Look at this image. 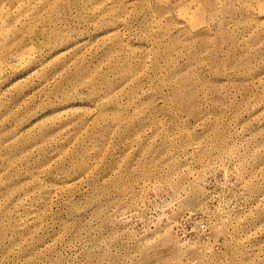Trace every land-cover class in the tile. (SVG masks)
<instances>
[{
    "label": "rangeland",
    "instance_id": "rangeland-1",
    "mask_svg": "<svg viewBox=\"0 0 264 264\" xmlns=\"http://www.w3.org/2000/svg\"><path fill=\"white\" fill-rule=\"evenodd\" d=\"M0 264H264V0H0Z\"/></svg>",
    "mask_w": 264,
    "mask_h": 264
}]
</instances>
